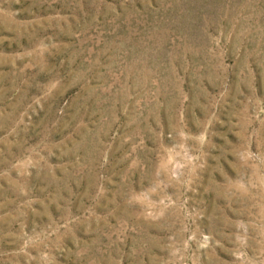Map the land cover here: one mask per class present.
<instances>
[{
    "label": "rangeland",
    "instance_id": "rangeland-1",
    "mask_svg": "<svg viewBox=\"0 0 264 264\" xmlns=\"http://www.w3.org/2000/svg\"><path fill=\"white\" fill-rule=\"evenodd\" d=\"M0 264H264V0H0Z\"/></svg>",
    "mask_w": 264,
    "mask_h": 264
}]
</instances>
